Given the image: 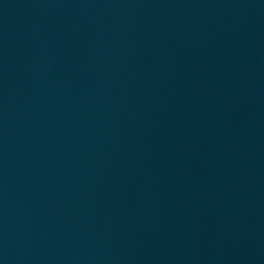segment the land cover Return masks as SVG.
Segmentation results:
<instances>
[{"label":"water","instance_id":"95a60500","mask_svg":"<svg viewBox=\"0 0 264 264\" xmlns=\"http://www.w3.org/2000/svg\"><path fill=\"white\" fill-rule=\"evenodd\" d=\"M0 264H260L136 0H0Z\"/></svg>","mask_w":264,"mask_h":264}]
</instances>
